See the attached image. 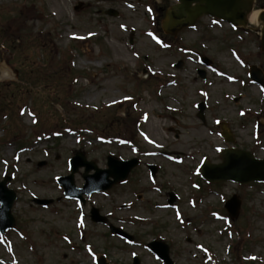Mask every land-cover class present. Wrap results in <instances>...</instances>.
<instances>
[{
	"label": "rangeland",
	"instance_id": "374dc122",
	"mask_svg": "<svg viewBox=\"0 0 264 264\" xmlns=\"http://www.w3.org/2000/svg\"><path fill=\"white\" fill-rule=\"evenodd\" d=\"M173 3L0 0V180L8 176L16 194L0 264H96L101 256L133 264L134 255L139 264H164L147 247L152 239L169 246L173 264H264V184L197 177L202 160L220 161L222 132L264 157V88L248 78L252 64L264 71L259 26L233 31L202 17L170 38L161 21ZM260 8L264 0H255ZM199 55L213 60L209 69ZM203 67L205 80L197 75ZM75 150L101 168L109 154L140 164L82 204L57 183ZM146 163L158 165L153 179ZM233 193L242 205L232 220L222 204ZM91 207L106 223L91 220Z\"/></svg>",
	"mask_w": 264,
	"mask_h": 264
},
{
	"label": "water",
	"instance_id": "95a60500",
	"mask_svg": "<svg viewBox=\"0 0 264 264\" xmlns=\"http://www.w3.org/2000/svg\"><path fill=\"white\" fill-rule=\"evenodd\" d=\"M254 0H178L171 5L166 11L162 22V28L166 33L176 35L177 32L186 27L193 26L196 21L203 15H209L221 19L233 26H245L247 16L253 8ZM259 20L263 24L261 29V49L264 51V12L259 14ZM204 63L210 61L205 57L202 58ZM181 66V61L176 67ZM203 77L204 72L199 71ZM251 78L263 85V73L255 66L250 68ZM203 105H200V110ZM222 162L213 164L205 162L201 168L202 176L210 182H220L231 180L241 184L251 181H264V159H257L251 153L239 149H225L222 154ZM138 160L133 158L122 161L116 157H107V169L98 168L93 161H86L85 155L77 151L72 157L70 164L72 173L65 177H60L59 183L64 188V194L67 197L79 198L82 200L83 194H89L97 190H107L114 184L127 178L129 171L137 165ZM80 166L85 167L83 179L85 181L82 188H76L73 181V173ZM152 174L155 173V167L149 166ZM94 170L93 174H88ZM0 181V232L3 233L7 228L14 226V219L11 215V207L15 200V193L7 189L6 180ZM40 204H47L48 200H36ZM171 201V200H170ZM230 216L235 218L240 208V200L233 195L225 204ZM92 219L94 221L105 222L106 219L98 214L97 209H92ZM113 233L131 238L118 228L110 226ZM152 251L156 252L161 259L167 264H171L168 255V247L160 241L149 243ZM100 264H103L100 261ZM134 264H138V259L134 258Z\"/></svg>",
	"mask_w": 264,
	"mask_h": 264
},
{
	"label": "bare ground",
	"instance_id": "6f19581e",
	"mask_svg": "<svg viewBox=\"0 0 264 264\" xmlns=\"http://www.w3.org/2000/svg\"><path fill=\"white\" fill-rule=\"evenodd\" d=\"M257 15H258V10H253L250 14H249V17H248V22L251 24V25H254L257 23ZM155 128V127H153ZM152 128V129H153ZM155 131V130H153ZM41 182V180H40Z\"/></svg>",
	"mask_w": 264,
	"mask_h": 264
},
{
	"label": "snow or ice",
	"instance_id": "6c2138e0",
	"mask_svg": "<svg viewBox=\"0 0 264 264\" xmlns=\"http://www.w3.org/2000/svg\"><path fill=\"white\" fill-rule=\"evenodd\" d=\"M149 35H152L151 33H149ZM154 39H155V37H153ZM157 43H160V41L159 40H157Z\"/></svg>",
	"mask_w": 264,
	"mask_h": 264
},
{
	"label": "flooded vegetation",
	"instance_id": "af4514ba",
	"mask_svg": "<svg viewBox=\"0 0 264 264\" xmlns=\"http://www.w3.org/2000/svg\"><path fill=\"white\" fill-rule=\"evenodd\" d=\"M234 139V137H232V140Z\"/></svg>",
	"mask_w": 264,
	"mask_h": 264
}]
</instances>
